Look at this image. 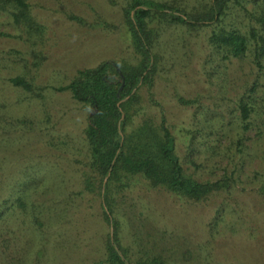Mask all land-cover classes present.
Instances as JSON below:
<instances>
[{"label":"rangeland","instance_id":"rangeland-1","mask_svg":"<svg viewBox=\"0 0 264 264\" xmlns=\"http://www.w3.org/2000/svg\"><path fill=\"white\" fill-rule=\"evenodd\" d=\"M157 1L191 12L210 0ZM26 2L39 32L0 12V264H107L105 239L115 231L131 263L264 264V59L261 67L250 52L222 60L209 42L214 24L160 30L152 97L140 90L130 128L143 117L159 124L162 111L185 173L199 182L227 176L231 187L193 204L139 182L111 194L106 222L104 190L92 196L83 187L87 112L56 89L78 70L133 56L127 0ZM259 7L231 0L223 24L257 27ZM97 19L109 29L92 26Z\"/></svg>","mask_w":264,"mask_h":264},{"label":"trees","instance_id":"trees-1","mask_svg":"<svg viewBox=\"0 0 264 264\" xmlns=\"http://www.w3.org/2000/svg\"><path fill=\"white\" fill-rule=\"evenodd\" d=\"M230 1L210 0L187 12L174 2L127 0L123 18L133 56L129 60H107L95 67L78 70L67 85L56 89L69 92L87 112L83 134L90 157L87 163L89 174L83 180V187L92 196L101 195L104 190L101 208L106 222L113 213L111 194L139 182L193 204L205 202L230 189L232 178L227 176L199 182L185 173L162 111L159 124L152 118L143 117L130 128L141 108L140 90L147 87L152 97L157 71L154 48L162 29L186 26L196 30L214 24L209 42L222 60L241 59L250 52L255 64L261 67L264 59V0H253L255 5L260 3L258 12L251 14L257 27H250L246 32L223 24ZM29 8L26 0H0V12H10L16 25H24L30 32H39ZM77 21L87 25L81 19ZM92 26L109 29L102 19H97ZM9 80L12 85L34 93L32 85L22 77ZM179 103L188 106L191 100L180 98ZM240 111L241 119L246 122L251 109L242 103ZM105 252L107 264H163L155 259L149 263L129 262L116 231L112 239H105Z\"/></svg>","mask_w":264,"mask_h":264}]
</instances>
